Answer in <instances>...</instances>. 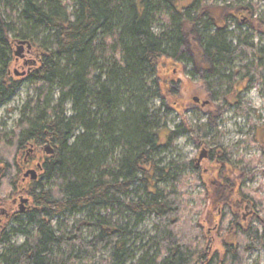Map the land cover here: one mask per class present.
Wrapping results in <instances>:
<instances>
[{"label":"trees","instance_id":"trees-1","mask_svg":"<svg viewBox=\"0 0 264 264\" xmlns=\"http://www.w3.org/2000/svg\"><path fill=\"white\" fill-rule=\"evenodd\" d=\"M255 10L216 0H0V106L19 88L10 75L17 42L30 43L36 66L21 77L33 95L11 134L0 133V192L30 200L0 232V264H87L101 252L97 264H246L263 249L264 232L241 214L264 207L244 187L260 159L234 166L218 146L206 173L194 160L183 164L203 189L192 208L180 196L182 164L158 159L177 137L204 133L184 116L193 96L227 111L239 104V85L263 69L264 19ZM242 21L247 33L234 36ZM235 62L237 71L225 70ZM158 99L182 114L179 131L149 114ZM253 141L263 158L264 126ZM47 144L52 155L42 152ZM36 161L38 180L28 184L24 170ZM147 216L164 225L135 258L129 227ZM14 236L25 240L11 245Z\"/></svg>","mask_w":264,"mask_h":264},{"label":"rangeland","instance_id":"rangeland-1","mask_svg":"<svg viewBox=\"0 0 264 264\" xmlns=\"http://www.w3.org/2000/svg\"><path fill=\"white\" fill-rule=\"evenodd\" d=\"M239 2L241 6H255L254 17L264 19V0H216L217 5L229 4ZM242 19V18H241ZM239 23V22H238ZM243 21L239 24H234L231 28L234 36L240 33H247L246 27L243 25ZM251 38V33L247 34ZM252 43H259L254 38ZM16 45L13 46V49ZM264 46V43H260L259 47ZM26 52L25 48L23 53L14 54L15 64L10 69V75L17 78L19 81V88L14 95L5 103L0 106V133L4 135H10L14 130V126L17 123L20 113L23 110V106L28 97L33 95L32 89L28 86L26 80L21 77H15L14 71L22 72L26 71L24 61L29 63L31 60H35L33 54L20 58V55ZM14 53V50H13ZM242 65L239 62L228 65L225 69L231 73H234ZM264 66V62H263ZM33 68H36L34 66ZM205 73L197 72L196 79L204 78ZM197 82V81H195ZM209 87L207 84H201L200 91L207 92ZM239 104L231 107L227 111H221L217 102H211L210 98L199 99L198 96L192 97V103L187 104L184 108V116L186 117L189 125L193 130L201 129L204 133H200L197 138H192L188 134H183L172 142L163 150V153L158 158L162 164L174 162L181 165L184 169L181 177L184 182V190L182 189L181 199L184 205L188 208L195 207L197 204V196L202 194L203 189L196 187L193 183V172L190 168H186L183 164L195 161L197 165V159L202 151L206 152V158H204L197 166L206 173L209 170L207 165L208 152L211 149H216L220 146L225 150L229 164L237 166L244 165L249 161H256L260 159L259 163L255 164L254 171L258 174L254 181L246 182L244 187L251 191L252 194H256L260 199L264 200V157H261V151L258 149L257 144L253 141L258 136V130L264 126V67L252 78L251 81L245 85L242 83L239 85ZM194 98H198L199 102L193 101ZM203 102H208L207 106L210 108H204ZM211 103V105H209ZM68 108V107H67ZM150 115L155 117L160 122V127L168 131H179L180 125V113L174 112L169 108L162 107L161 101L152 100L147 106ZM27 151L25 152L26 155ZM36 160V159H35ZM34 165V162L32 163ZM31 167V166H30ZM28 168L24 170L27 171ZM3 191V190H2ZM4 193V191H3ZM193 221L199 219L198 214L194 213ZM242 220L244 224L251 222L253 226L259 228V231L264 232V207L262 210H254L249 207H245L241 212ZM257 214L258 220H250V215ZM82 215H78L74 219H70L72 223L74 220L82 219ZM163 222L154 216H147L139 224H131L129 230L134 234L129 242L130 250L135 258H138L142 253L151 248V243L154 238L160 236L162 232ZM207 229L212 226L205 224ZM14 225L10 224L12 228ZM30 231L33 228L29 229ZM23 236L11 237V245H21L24 242ZM213 249L221 251L219 240L213 238ZM66 255L67 252L62 250ZM103 252L99 253L95 257L91 258V261L87 264H97V258H99ZM82 264V263H80ZM246 264H264V248L255 250L250 253Z\"/></svg>","mask_w":264,"mask_h":264},{"label":"flooded vegetation","instance_id":"flooded-vegetation-1","mask_svg":"<svg viewBox=\"0 0 264 264\" xmlns=\"http://www.w3.org/2000/svg\"><path fill=\"white\" fill-rule=\"evenodd\" d=\"M26 56H29L30 53H26ZM24 56V58L26 57ZM34 62H32V65H29L26 61H24V66L27 68L26 71L30 70L31 66ZM42 152H44L42 150ZM28 169H34L37 173V179L39 177V173L41 170V162L36 161L34 162V165H30ZM24 181H27L28 184H31L33 181H31L29 178L25 179ZM21 200L23 202L21 203ZM29 203L30 200L27 197L18 196L16 198L8 199V193H2L0 192V232L5 230L7 232L8 222H10L15 215L18 214H24L29 209Z\"/></svg>","mask_w":264,"mask_h":264},{"label":"water","instance_id":"water-1","mask_svg":"<svg viewBox=\"0 0 264 264\" xmlns=\"http://www.w3.org/2000/svg\"><path fill=\"white\" fill-rule=\"evenodd\" d=\"M24 48L26 50V52L22 55H20V58H24L25 54L26 53H30L31 51V45L30 43L26 42V41H20V42H17L16 43V46L15 48L13 49L14 50V54L18 55L20 53H23L24 51ZM28 71H22V72H18V71H14V76L15 77H23L25 76L26 73H28ZM194 102L198 103L199 102V99L198 98H194L193 99ZM208 102H203L202 103V106L204 105H207ZM43 151L46 155H52L53 154V149L47 144L43 147ZM32 152V147L29 148V151L26 153V156H28L30 153ZM206 158V152L205 151H202L201 154L199 155L198 159H197V165L204 159ZM30 179L31 181H35L37 179V173L34 169H29L27 171H25L23 173V177H22V180H25V179ZM23 202V200H21V203Z\"/></svg>","mask_w":264,"mask_h":264}]
</instances>
